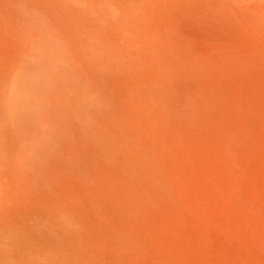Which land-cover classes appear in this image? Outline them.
I'll return each mask as SVG.
<instances>
[{"label": "rangeland", "instance_id": "1", "mask_svg": "<svg viewBox=\"0 0 264 264\" xmlns=\"http://www.w3.org/2000/svg\"><path fill=\"white\" fill-rule=\"evenodd\" d=\"M0 264H264V0H0Z\"/></svg>", "mask_w": 264, "mask_h": 264}]
</instances>
